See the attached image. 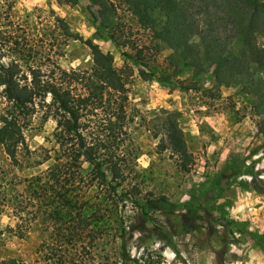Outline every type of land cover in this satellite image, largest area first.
I'll return each mask as SVG.
<instances>
[{
    "label": "trees",
    "instance_id": "trees-1",
    "mask_svg": "<svg viewBox=\"0 0 264 264\" xmlns=\"http://www.w3.org/2000/svg\"><path fill=\"white\" fill-rule=\"evenodd\" d=\"M123 2L136 31L146 35L144 42L135 41L131 46L134 59L143 67L153 69L150 60H158L164 44L172 50L165 58L172 70L170 77L185 68L200 73L215 66L212 79L218 86L231 87L247 78L243 90L259 100V108L264 107V78H257L251 70L252 65L264 68V43L259 42V37H264V0ZM12 7L0 0V144L14 168L32 159L34 167L46 162L49 165L20 179L22 191L17 194L11 192L17 184L1 179L0 199L3 205L16 206L21 221L26 201L32 208L25 213L28 225L41 218L51 233L34 263L0 256V264H163L160 258H133L125 246L112 263L108 262L112 253L98 257L93 252L100 239L97 233L102 232L103 237L124 235L126 227L118 217L121 205L128 201L138 205L140 200L152 206L167 203L164 196H143L140 184L129 179L135 172L137 150L127 76L92 40L85 41L92 53L89 67L63 68L58 62L64 53L61 48L76 38L65 18L55 15L37 29L19 20L18 10L13 12ZM109 31L114 45L121 50L130 47L122 27L116 25ZM236 43L239 50L234 47ZM160 73L163 76L159 79L166 80V71ZM38 113L44 120L53 119L56 127L48 139L49 146L34 158L25 132ZM178 115L176 111H162L153 118L151 130L159 141L158 150L169 151L179 169L189 172L194 159ZM260 186L264 192V184ZM100 222L102 231L95 228ZM22 226L13 229L19 236L25 232ZM88 228L89 234L93 233L90 238L84 236ZM3 234L0 229V249L5 247Z\"/></svg>",
    "mask_w": 264,
    "mask_h": 264
},
{
    "label": "rangeland",
    "instance_id": "rangeland-1",
    "mask_svg": "<svg viewBox=\"0 0 264 264\" xmlns=\"http://www.w3.org/2000/svg\"><path fill=\"white\" fill-rule=\"evenodd\" d=\"M5 1L14 6L13 12L18 10L19 20L37 29L55 15L65 18L76 38L63 43L64 53L58 58L63 68L89 67L92 53L85 41L92 40L128 78L134 116L132 137L137 150L135 172L129 179L140 184L143 196H164L167 203L152 206L140 200L138 205L131 201L121 205L118 217L124 221V235L110 233L103 237L102 232L97 233L100 239L93 252L98 257L112 253L109 263L118 260L125 246L133 258H160L163 264H264V192L260 186L264 184V107L259 108V100L243 90L248 79L231 87L218 86L212 79L215 66L200 73L185 68L170 77L172 70L165 58L172 50L164 44L158 60H150L153 69L143 67L134 59L131 46L136 45L135 41L144 42L146 35L134 28L123 0ZM116 25L122 27L124 40L129 42L130 47L124 50L114 45L108 35ZM259 42L264 43L263 36ZM234 45L240 49V44ZM251 70L257 78H264V68L252 65ZM161 71H166L164 81L159 79ZM162 111L179 114V124L194 159L189 172L179 169L169 151L158 150L159 141L151 129L153 118ZM55 127L56 122L44 120L42 113L32 118L25 132L32 157L38 158L41 149L49 146ZM32 165L34 159L24 161L21 168L12 167L0 144V180H12L18 185L27 174L40 173L49 163ZM19 187L12 194L22 191ZM91 194L94 203L97 193ZM28 204H23L25 221H21L16 216V206L3 205L0 199V229L4 230L5 240L1 257L34 263L42 245L50 240V227L41 218L28 225L25 213L32 209ZM103 213L102 210L100 215ZM18 225L25 230L21 236L16 231ZM101 226L100 222L95 228L102 231ZM89 230L84 234L87 238L93 235Z\"/></svg>",
    "mask_w": 264,
    "mask_h": 264
},
{
    "label": "clouds",
    "instance_id": "clouds-1",
    "mask_svg": "<svg viewBox=\"0 0 264 264\" xmlns=\"http://www.w3.org/2000/svg\"><path fill=\"white\" fill-rule=\"evenodd\" d=\"M168 253H167V251L165 252V255H167Z\"/></svg>",
    "mask_w": 264,
    "mask_h": 264
}]
</instances>
